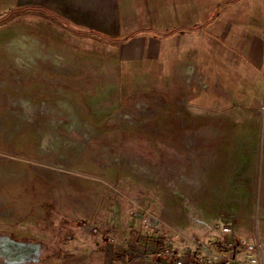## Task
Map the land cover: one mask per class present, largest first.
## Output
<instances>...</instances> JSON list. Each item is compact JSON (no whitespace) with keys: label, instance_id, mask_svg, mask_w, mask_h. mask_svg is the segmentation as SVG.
Wrapping results in <instances>:
<instances>
[{"label":"rangeland","instance_id":"374dc122","mask_svg":"<svg viewBox=\"0 0 264 264\" xmlns=\"http://www.w3.org/2000/svg\"><path fill=\"white\" fill-rule=\"evenodd\" d=\"M160 1L175 11L171 60L155 58L151 74L116 80L113 64L128 56L137 33L103 31L87 0H0V264H104L102 230L112 239L123 233L129 245L135 213L147 218L145 210L166 196L188 205L182 232L216 239L211 229L222 219L196 207L192 186L195 144L206 140L229 154L250 150L240 155L252 161L250 190L230 196L255 202L248 212L257 220L239 219L232 228L238 239L258 241L264 259V0ZM225 13L236 19L228 32ZM243 14L244 27L237 22ZM199 57L222 79L208 68L204 90L193 68L181 72L179 65ZM231 162L216 184V203L228 195ZM83 234L96 235L100 247L91 251L81 241L80 256L70 260L68 238ZM9 246L30 254L7 260Z\"/></svg>","mask_w":264,"mask_h":264},{"label":"crops","instance_id":"0c3cea01","mask_svg":"<svg viewBox=\"0 0 264 264\" xmlns=\"http://www.w3.org/2000/svg\"><path fill=\"white\" fill-rule=\"evenodd\" d=\"M25 1L26 0H19L20 6H26L28 0L26 2ZM87 1L90 3L92 2V15L98 18L102 17L103 31L105 30V32L108 33H121L125 30V33L127 34L132 32L137 33V38L135 37L134 40H131L130 52L128 56L123 57L122 62H119L117 66L116 64H113L116 74L118 75V77L115 78L116 80H119L121 76L129 74H151V71H154L153 63H156L155 58H158V61L162 58H165L166 61L171 60V56L174 54L177 47V40L167 34H170L171 20L173 17L172 13L175 11L172 12L168 10V6H163L160 0H137L136 3L128 2L126 0H121V2L118 0L119 3H116L117 1L115 0ZM163 4L165 5V2H163ZM201 8L200 3H195V17H201ZM224 15L227 17L225 19V27L223 31L228 32L231 28L230 26L236 23V19H231L233 18V13H225ZM211 21V29L214 31L217 30L215 26L217 23L213 22V20ZM237 22H239L238 26L241 25L244 27L245 23H247L245 15L243 14ZM142 26L145 29H142ZM144 31H147L148 34L145 35L143 33ZM211 32L213 33V31ZM214 43L215 37L212 34L207 40H205L204 45L205 47L208 46V48H211ZM245 47L246 44L244 42L243 49ZM126 49L127 46L125 47V51ZM239 64H241V61H239ZM179 65L181 72H184V68L186 67L193 68V74L195 75L196 83L199 84L200 90L208 88V84L205 82V74L209 73L212 75L210 72L206 71L208 68H210V71L213 73L211 78L215 81H222L217 69L213 68L212 61L209 63L208 60L203 59L202 57L196 59L194 64L180 62ZM224 81L229 85L231 83V80L228 78H225ZM227 89L229 92V87H227ZM249 151V148H240L236 152L229 154L228 151H220L217 144L208 143V140L201 142L200 144H195V152L197 157L200 159H198V168H196V179L194 185H192L194 193L198 194L197 200L194 201V203L196 207L200 206L205 210L207 209L209 211L208 217L212 216L214 218H221L222 222L217 223L216 225L228 224L231 222L233 226L239 219L243 218L250 220L255 218L257 220L256 214L248 212L253 204L255 205V202L250 205L248 202H243L244 200L241 201L239 196H237L238 199L230 196V193L234 191L241 192L250 190V188L247 187L248 184L245 178L248 177L250 183V163L252 161L249 155L246 154L241 158L242 152L249 153ZM238 154L239 156L241 155L240 158ZM225 160L232 161V172L230 174L232 178L229 181L230 183L226 185L225 189L228 195L226 194L227 196L224 200L216 203V199L213 194H215L217 190V192L222 191L216 188V184L221 181L224 175H229L228 172L224 170L226 168L228 169V167H225ZM244 172L247 173L245 174ZM242 179L245 180L242 185H240L239 183ZM103 189L104 188L102 187V192ZM164 198L165 200L156 206V208H151L152 206L150 205L148 209L145 210L146 213L148 211V214H153L159 220L156 226L149 223L148 217L146 218V216L142 213L143 211L135 213V215L139 217V220L138 224L135 225L132 231L133 234H131L132 238L129 241V245H126L125 241H127V238L123 239V233L118 235L115 239H112L105 234L104 230H102V254L104 264H128L132 261L139 262L140 264H166L165 260H161V258L157 257V245L165 237L173 234L172 229L186 235L180 228L186 226L190 222V215L187 204H181L174 198L172 201L169 196ZM192 202L193 201L189 203ZM255 208L258 209L256 206ZM88 223L93 225L87 221V224ZM146 225L148 226V229L144 228ZM144 232L148 235H141ZM82 236L78 238L77 235H75L68 238L73 245L66 253V256L69 257L70 260H75L80 256L78 253V249L80 247H77L76 244L81 243V241L84 242L83 245L85 247L87 246L91 251L100 247L99 239L96 238V235L93 236L86 234L84 236L83 234ZM146 237L148 239H146ZM174 243L177 246H181L183 244L182 240L177 237L174 238ZM26 262L27 261H25L24 264H26Z\"/></svg>","mask_w":264,"mask_h":264},{"label":"built area","instance_id":"2783aa9c","mask_svg":"<svg viewBox=\"0 0 264 264\" xmlns=\"http://www.w3.org/2000/svg\"><path fill=\"white\" fill-rule=\"evenodd\" d=\"M216 239L202 241L195 234L188 237L172 229L173 234L158 243L156 254L166 264H264V259L257 241L255 244L238 239L233 234L232 223L216 225ZM182 240L177 246L174 238ZM128 264H140L132 261Z\"/></svg>","mask_w":264,"mask_h":264},{"label":"flooded vegetation","instance_id":"af4514ba","mask_svg":"<svg viewBox=\"0 0 264 264\" xmlns=\"http://www.w3.org/2000/svg\"><path fill=\"white\" fill-rule=\"evenodd\" d=\"M10 246L7 249L4 248L5 250L8 251V252L6 251V253L3 254V256L7 260L9 259V260L20 261V260L24 259L25 257H27L30 254V252L27 251V250H13V251H10V249H11Z\"/></svg>","mask_w":264,"mask_h":264},{"label":"bare ground","instance_id":"6f19581e","mask_svg":"<svg viewBox=\"0 0 264 264\" xmlns=\"http://www.w3.org/2000/svg\"><path fill=\"white\" fill-rule=\"evenodd\" d=\"M58 137H59V135H58ZM53 138H57V136H55V137H53ZM65 139H67V138H65ZM57 140H60V142H62L65 146H68V145L70 144V143L67 142V141H63L61 138H60V139L57 138ZM46 144H48V137H47V136H45L44 139H43V143H42L43 147H45ZM74 144H75V143H74ZM74 144H73V145H74Z\"/></svg>","mask_w":264,"mask_h":264},{"label":"water","instance_id":"95a60500","mask_svg":"<svg viewBox=\"0 0 264 264\" xmlns=\"http://www.w3.org/2000/svg\"><path fill=\"white\" fill-rule=\"evenodd\" d=\"M148 221L153 226H156L159 222V220L153 214L148 215Z\"/></svg>","mask_w":264,"mask_h":264}]
</instances>
